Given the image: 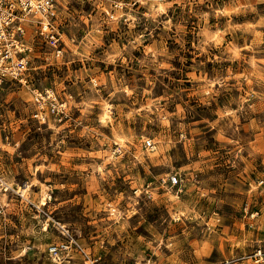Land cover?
Segmentation results:
<instances>
[{
	"label": "rangeland",
	"instance_id": "374dc122",
	"mask_svg": "<svg viewBox=\"0 0 264 264\" xmlns=\"http://www.w3.org/2000/svg\"><path fill=\"white\" fill-rule=\"evenodd\" d=\"M57 13L62 53L29 33L32 81L0 85V264H91L52 259L62 225L96 264H264V0ZM47 87L69 104L52 126Z\"/></svg>",
	"mask_w": 264,
	"mask_h": 264
},
{
	"label": "built area",
	"instance_id": "2783aa9c",
	"mask_svg": "<svg viewBox=\"0 0 264 264\" xmlns=\"http://www.w3.org/2000/svg\"><path fill=\"white\" fill-rule=\"evenodd\" d=\"M57 14V0H0V85L7 80L22 84L32 81L29 33L33 38L36 36L54 47L58 55L62 53L64 40L57 23ZM34 105L32 116L40 125L52 126L69 116L68 100L60 98L52 87L34 89ZM146 146L154 148V140L148 138ZM170 181L176 184L179 178L174 175ZM62 232L67 237L48 246V252L55 262L78 251L87 262L96 264L97 259L90 256L69 227L62 225ZM253 257L264 260V250L258 249Z\"/></svg>",
	"mask_w": 264,
	"mask_h": 264
}]
</instances>
